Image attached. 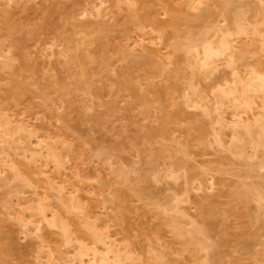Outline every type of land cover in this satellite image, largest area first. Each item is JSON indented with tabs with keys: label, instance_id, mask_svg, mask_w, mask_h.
I'll list each match as a JSON object with an SVG mask.
<instances>
[{
	"label": "rangeland",
	"instance_id": "obj_1",
	"mask_svg": "<svg viewBox=\"0 0 264 264\" xmlns=\"http://www.w3.org/2000/svg\"><path fill=\"white\" fill-rule=\"evenodd\" d=\"M262 79L264 0H0V264H264Z\"/></svg>",
	"mask_w": 264,
	"mask_h": 264
},
{
	"label": "bare ground",
	"instance_id": "obj_2",
	"mask_svg": "<svg viewBox=\"0 0 264 264\" xmlns=\"http://www.w3.org/2000/svg\"><path fill=\"white\" fill-rule=\"evenodd\" d=\"M44 9H45V8H44ZM43 11H44V10H43ZM48 11H49V10H48ZM44 12H45V11H44ZM46 12H47V11H46ZM5 15H6V14H5ZM24 15H25V14H23V16H24ZM48 15H49V14H48ZM48 15H45V16H48ZM10 16H11V15H10ZM8 18H9V17H8ZM11 18H13V17H11ZM44 18H45V17H44ZM46 19H47V17H46ZM8 20H10V19H8ZM11 21H13V19H11ZM171 22H172V20H169V21H168V23H171ZM43 24H44V23H43ZM41 25H42V24H41ZM44 25H45V24H44ZM42 27H43V26H42ZM44 28H45V27H44ZM102 28H103V27H102ZM41 29H42V28H41ZM46 29H47V28H46ZM100 29H101V28H100ZM45 31H46V30H45ZM96 31H97V30H96ZM99 31H100V30H99ZM41 32H42V31H41ZM24 42H25V41H24ZM21 44H22V43H21ZM21 44H20V45H21ZM25 44H26V43H25ZM24 48H25V47H24ZM145 58H146V57H145ZM148 58H149V57H148ZM141 60L144 61L145 59L143 58V59H141ZM146 60H147V58H146ZM146 60H145V61H146ZM137 61H138V62H142V61H140V60H137ZM137 61H136L135 63H138ZM145 61H144V63H146ZM25 66H26V65H25ZM29 67H30V66H29ZM30 70H31V69H30ZM34 72H35V71H34ZM262 80H263V82H262L261 85H262V87H264V79H262ZM236 119H237V118H236ZM237 123H240V121L237 122ZM247 129H249V128H247ZM237 131H238V130H237ZM202 231H203V229H202ZM115 256H116V255H115ZM119 256H120V255H119ZM120 257H121V256H120ZM105 259H106V258H105ZM105 259H104V260H105ZM117 259H119V258H117ZM121 259H122V257H121ZM121 259H120V260H121ZM102 260H103V259H102ZM122 260H123V259H122ZM105 261H106V260H105Z\"/></svg>",
	"mask_w": 264,
	"mask_h": 264
}]
</instances>
